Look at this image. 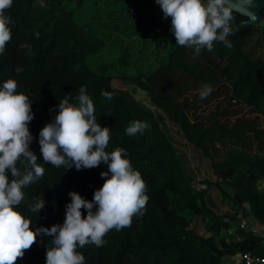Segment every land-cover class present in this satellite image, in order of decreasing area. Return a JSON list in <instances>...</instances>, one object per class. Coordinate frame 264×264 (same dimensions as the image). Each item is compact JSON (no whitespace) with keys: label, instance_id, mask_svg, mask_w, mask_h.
Listing matches in <instances>:
<instances>
[{"label":"trees","instance_id":"16d2710c","mask_svg":"<svg viewBox=\"0 0 264 264\" xmlns=\"http://www.w3.org/2000/svg\"><path fill=\"white\" fill-rule=\"evenodd\" d=\"M44 3L46 7L41 8L38 0H13L5 13L11 17L12 39L0 55V86L7 79H14L17 92H23L32 101L30 150L45 168L40 180L23 189L25 199L16 209L31 219L32 229L62 224L65 205L71 202L68 193L76 192L91 201L94 190L104 182L100 173L106 171V165L80 171L43 165L39 149V132L54 119L60 100L69 96L70 102H75L79 88L86 86L97 122L111 129L106 151L116 147L126 150V158L146 183L148 202L145 214L133 217L130 227L110 230L103 247L89 244L78 248L85 264H224L225 259L246 253L264 258V236L252 228L240 227L243 219L252 218L264 228V152L250 151L239 144L227 147L220 160L210 157L204 140L215 130L214 124L224 111L236 114L228 107L217 112L221 105H213L217 92L184 105L151 93L152 85L173 82L177 55L184 48L176 45L170 31L171 20L163 18L155 0L147 2L145 12L140 9L141 15L136 8L134 12L130 8L122 13V21L120 14H114L109 21L104 14L88 23H81L75 16L86 0ZM232 13L235 34L228 39L235 43L238 57L248 68L264 69V10L256 27H238L245 18ZM23 43L32 46V55L20 47ZM17 67L23 68L19 74ZM114 79L148 93L156 112L127 90L115 88ZM102 90L112 93L113 98L105 99ZM257 90L264 94V83ZM133 120L146 121L150 127L143 134L129 136L125 130ZM245 124V119H241L238 126L242 129ZM168 125L177 128L187 145L210 158L217 183L194 186L187 158L175 148ZM224 184L233 194L223 188ZM212 186L220 191L222 201L230 205L229 213L213 210L209 196ZM38 196H43L45 206L33 213L29 206ZM187 212L201 218L207 237L190 227ZM223 231L227 235L223 236ZM51 239L38 236L16 264H45Z\"/></svg>","mask_w":264,"mask_h":264},{"label":"clouds","instance_id":"9594fccd","mask_svg":"<svg viewBox=\"0 0 264 264\" xmlns=\"http://www.w3.org/2000/svg\"><path fill=\"white\" fill-rule=\"evenodd\" d=\"M12 3L13 0H0V55L12 39L11 17L5 14ZM38 3L41 8L46 7L44 0ZM155 3L163 18H170L176 45L191 49L194 56L204 50L212 51L215 42L232 48L228 38L235 34V29L229 0H155ZM20 47L26 49L27 55L33 54L30 44L23 43ZM22 71V67L16 68L17 74ZM17 88V81L11 78L0 86V264H16L42 235L52 238V246L46 248L45 264H85L78 248L89 244L103 247L110 230L130 227L133 217L145 214L146 183L126 158L124 148L106 151L111 129L97 122L93 100L86 86H81L75 102H70L69 96L60 100L54 119L40 130V154L43 165L57 168L74 167L80 171L106 165V171L100 173L104 182L94 190L91 201L69 192L71 202L65 205L63 223L33 230L31 219L16 209L25 199L23 189L40 180L45 168L30 150L33 136L28 125L34 119L32 101L23 92H17ZM212 91L209 84H202L199 98L206 99ZM101 95L107 100L113 98L107 91L102 90ZM149 127L146 121L133 120L125 131L135 136ZM44 206L43 196H38L29 210L37 213Z\"/></svg>","mask_w":264,"mask_h":264},{"label":"rangeland","instance_id":"374dc122","mask_svg":"<svg viewBox=\"0 0 264 264\" xmlns=\"http://www.w3.org/2000/svg\"><path fill=\"white\" fill-rule=\"evenodd\" d=\"M147 2L149 3V0H86L84 8L76 11L75 16L82 20L81 23L83 21L88 23L95 21L98 16L103 17L104 14L107 21L111 20L114 14H120L122 21V13L125 14L130 8L131 12H134L133 9L136 8L138 14L142 8L145 12ZM149 11L151 13V7ZM122 26L123 24L120 23V27ZM231 43L232 48L225 46L220 48L215 42L212 51L204 50L199 56H194L191 49L184 47L177 55L175 63L177 68L173 82L168 85L151 86L152 94L160 95L171 103L184 105L199 97L201 85L207 83L214 92H217L218 97L213 105L216 107L221 103L217 107L218 113L223 110V107H228L232 113L236 111L235 115L224 111L214 124L215 130L204 140V148L214 160H220L227 147L239 144L250 151L264 152L260 148L261 140L264 141V94L260 93L261 90H257L258 85L264 83V69L248 68L238 57L235 43ZM113 86L127 90L141 104L156 112L151 106L149 94L145 91L119 79L113 80ZM257 91H259L258 94H256ZM241 119L246 121V127L242 129L238 126ZM168 130L175 148L187 158L194 186L201 188L204 182H209L211 185L217 183L218 180L210 167V158L187 145L175 126L168 125ZM209 191L213 210L218 214L229 213L230 205L222 201L220 191L214 186ZM186 214L190 227L196 233L202 232L205 235L201 218L190 212ZM222 235L227 234L223 231ZM236 260L239 261L237 264H241L239 257ZM224 262V264H234L229 259Z\"/></svg>","mask_w":264,"mask_h":264},{"label":"water","instance_id":"95a60500","mask_svg":"<svg viewBox=\"0 0 264 264\" xmlns=\"http://www.w3.org/2000/svg\"><path fill=\"white\" fill-rule=\"evenodd\" d=\"M229 6L232 8V12L245 18L244 21L239 22L238 27H256L262 21L261 13L264 10V0H229ZM223 188L233 194V190L226 184L223 185Z\"/></svg>","mask_w":264,"mask_h":264},{"label":"crops","instance_id":"0c3cea01","mask_svg":"<svg viewBox=\"0 0 264 264\" xmlns=\"http://www.w3.org/2000/svg\"><path fill=\"white\" fill-rule=\"evenodd\" d=\"M261 142H262L261 149L264 150V141H263V139L261 140ZM241 222L245 223V225H246L245 227L246 228L247 227L252 228L256 233H258L261 236H264V228L262 226H260L257 222H255V220H253L252 218L243 219ZM202 230L205 233V235H203L202 232H200V233L198 232V234L202 235L204 237H207L208 234L204 231L203 224H202ZM236 258L238 259V257H232V258H227V259H229L230 261H233L234 264H237V262H239V261H237V260L235 261ZM227 259H225V261Z\"/></svg>","mask_w":264,"mask_h":264},{"label":"built area","instance_id":"2783aa9c","mask_svg":"<svg viewBox=\"0 0 264 264\" xmlns=\"http://www.w3.org/2000/svg\"><path fill=\"white\" fill-rule=\"evenodd\" d=\"M240 227L244 228L245 223L241 222ZM239 260L241 264H264L263 257L254 256L250 253H246V254L239 256Z\"/></svg>","mask_w":264,"mask_h":264}]
</instances>
